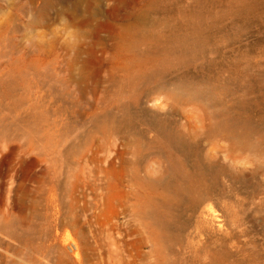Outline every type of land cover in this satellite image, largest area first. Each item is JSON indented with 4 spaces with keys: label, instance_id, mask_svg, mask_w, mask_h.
Here are the masks:
<instances>
[{
    "label": "rangeland",
    "instance_id": "obj_1",
    "mask_svg": "<svg viewBox=\"0 0 264 264\" xmlns=\"http://www.w3.org/2000/svg\"><path fill=\"white\" fill-rule=\"evenodd\" d=\"M0 264H264V0H0Z\"/></svg>",
    "mask_w": 264,
    "mask_h": 264
}]
</instances>
